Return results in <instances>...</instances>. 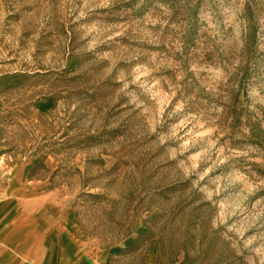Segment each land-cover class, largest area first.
<instances>
[{"label": "rangeland", "instance_id": "374dc122", "mask_svg": "<svg viewBox=\"0 0 264 264\" xmlns=\"http://www.w3.org/2000/svg\"><path fill=\"white\" fill-rule=\"evenodd\" d=\"M0 77L86 241L264 264V0H0Z\"/></svg>", "mask_w": 264, "mask_h": 264}, {"label": "crops", "instance_id": "0c3cea01", "mask_svg": "<svg viewBox=\"0 0 264 264\" xmlns=\"http://www.w3.org/2000/svg\"><path fill=\"white\" fill-rule=\"evenodd\" d=\"M12 84L0 77V115ZM2 130L0 122V264H134L118 246L103 248L80 236L69 205L38 175L37 158L7 150Z\"/></svg>", "mask_w": 264, "mask_h": 264}]
</instances>
